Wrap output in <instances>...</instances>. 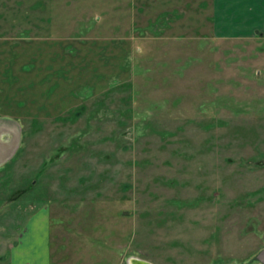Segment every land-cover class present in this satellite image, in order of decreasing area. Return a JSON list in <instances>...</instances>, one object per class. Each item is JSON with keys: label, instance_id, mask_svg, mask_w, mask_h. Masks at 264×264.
<instances>
[{"label": "rangeland", "instance_id": "1", "mask_svg": "<svg viewBox=\"0 0 264 264\" xmlns=\"http://www.w3.org/2000/svg\"><path fill=\"white\" fill-rule=\"evenodd\" d=\"M149 1L0 0V264H264V35Z\"/></svg>", "mask_w": 264, "mask_h": 264}, {"label": "crops", "instance_id": "2", "mask_svg": "<svg viewBox=\"0 0 264 264\" xmlns=\"http://www.w3.org/2000/svg\"><path fill=\"white\" fill-rule=\"evenodd\" d=\"M159 0H150L157 2ZM181 1V0H180ZM214 26L222 33L240 37L264 35V0H212ZM231 2V6L226 5ZM34 214L12 249L10 264H52L50 215L48 210ZM42 241L39 247V242Z\"/></svg>", "mask_w": 264, "mask_h": 264}, {"label": "bare ground", "instance_id": "3", "mask_svg": "<svg viewBox=\"0 0 264 264\" xmlns=\"http://www.w3.org/2000/svg\"><path fill=\"white\" fill-rule=\"evenodd\" d=\"M14 127V126H13ZM20 128V127H19ZM15 131V130H14ZM16 153V152H15ZM5 156V155H4ZM7 158V157H6ZM262 255V257H261ZM260 258L264 261V254H261ZM129 264H145L141 261V258L138 257H131L129 260Z\"/></svg>", "mask_w": 264, "mask_h": 264}, {"label": "water", "instance_id": "4", "mask_svg": "<svg viewBox=\"0 0 264 264\" xmlns=\"http://www.w3.org/2000/svg\"><path fill=\"white\" fill-rule=\"evenodd\" d=\"M141 261L145 264H154L153 262L151 261H148V260H145V259H141Z\"/></svg>", "mask_w": 264, "mask_h": 264}]
</instances>
